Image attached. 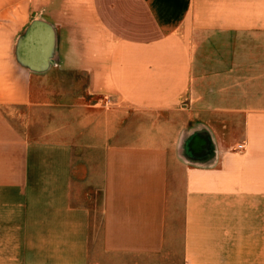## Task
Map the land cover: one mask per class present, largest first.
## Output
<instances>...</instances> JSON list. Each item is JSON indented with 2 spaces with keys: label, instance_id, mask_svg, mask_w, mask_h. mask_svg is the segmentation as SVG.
I'll use <instances>...</instances> for the list:
<instances>
[{
  "label": "crops",
  "instance_id": "obj_1",
  "mask_svg": "<svg viewBox=\"0 0 264 264\" xmlns=\"http://www.w3.org/2000/svg\"><path fill=\"white\" fill-rule=\"evenodd\" d=\"M0 264H264V0H0Z\"/></svg>",
  "mask_w": 264,
  "mask_h": 264
},
{
  "label": "water",
  "instance_id": "obj_2",
  "mask_svg": "<svg viewBox=\"0 0 264 264\" xmlns=\"http://www.w3.org/2000/svg\"><path fill=\"white\" fill-rule=\"evenodd\" d=\"M37 25V24H36ZM35 24L33 26H36ZM34 35L32 29H28L27 33L23 37L22 43L24 46L23 56L24 64H26L32 70L40 71L42 70L46 63L48 57L49 46L51 44V31L45 27V31L38 42L34 41ZM34 47H31V44H34ZM38 54L37 61L38 63L29 62L31 59V54ZM27 61V62H26Z\"/></svg>",
  "mask_w": 264,
  "mask_h": 264
},
{
  "label": "rangeland",
  "instance_id": "obj_3",
  "mask_svg": "<svg viewBox=\"0 0 264 264\" xmlns=\"http://www.w3.org/2000/svg\"><path fill=\"white\" fill-rule=\"evenodd\" d=\"M11 110H13L14 113L20 114V115H18V117H15L13 119L14 123L17 126L25 125L26 117H21V115H26L28 113L27 108L16 107V108H11L9 111H11ZM32 115H33V117L31 116V118L34 120H32L33 125L29 131L38 135L39 133H41V130L45 128L44 124L47 121V119L49 118V114H46L45 111H33Z\"/></svg>",
  "mask_w": 264,
  "mask_h": 264
},
{
  "label": "built area",
  "instance_id": "obj_4",
  "mask_svg": "<svg viewBox=\"0 0 264 264\" xmlns=\"http://www.w3.org/2000/svg\"><path fill=\"white\" fill-rule=\"evenodd\" d=\"M235 149H237V150L243 149V143L236 144Z\"/></svg>",
  "mask_w": 264,
  "mask_h": 264
}]
</instances>
